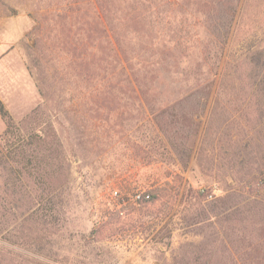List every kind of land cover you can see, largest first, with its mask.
I'll return each instance as SVG.
<instances>
[{
	"label": "rangeland",
	"instance_id": "1",
	"mask_svg": "<svg viewBox=\"0 0 264 264\" xmlns=\"http://www.w3.org/2000/svg\"><path fill=\"white\" fill-rule=\"evenodd\" d=\"M108 4L0 0V264H264V0Z\"/></svg>",
	"mask_w": 264,
	"mask_h": 264
},
{
	"label": "trees",
	"instance_id": "2",
	"mask_svg": "<svg viewBox=\"0 0 264 264\" xmlns=\"http://www.w3.org/2000/svg\"><path fill=\"white\" fill-rule=\"evenodd\" d=\"M96 1H97V6L99 8V25L101 27L100 32L104 35V38L107 39L108 44H110L112 49H114V51L116 52V49H115L116 44L120 45V42H121L120 37L118 35L119 33L121 34V31H120V29H118V24L117 23L114 24V22H112V20L110 18L111 9H110L109 4H108L109 0H96ZM136 28H138V27H136ZM186 49H187V47H186ZM143 65H145V64L140 65V68H143L144 67ZM150 69L151 68L149 67V70ZM133 77H134L133 85H135L137 87H142L143 85H145L147 83L148 76H147V72H145V71L143 72V74L141 76L134 75ZM0 117L3 119V121L5 123V129L2 133L1 138L3 137L4 140H7L8 138H11L12 136H17L18 138L20 136L21 137L24 136L22 129L13 120L11 114L9 113V111L7 110L5 104L3 103V101L1 99H0ZM37 127L38 126L34 125L32 130L29 131L28 137L30 138V140H32V138H33L34 139L33 142L36 141L37 139L39 140V144H38L39 146H37L38 148H40L42 146L44 147L41 151H39V155H40L41 161H45L48 158L47 152H44L45 149L47 150V148L45 146L46 145H48V146L52 145L53 141H49L46 136H43L39 132H37V130H36ZM30 132H31V134H30ZM22 139H24V138H22ZM24 145L25 144H22V145H20V147L15 148V149L21 150V152H23L22 154H25L26 150L29 148H26ZM31 145H32V143L29 142L27 146L31 147ZM22 146H24V147H22ZM154 199H156V196L151 195V196H149L148 199L140 200L139 202L140 203L152 202V201H154ZM260 254L261 255L264 254L263 253V247L261 246V244L255 246V251H248L247 252V258L250 260H253L256 257L260 256ZM261 262H262V260L258 264H260Z\"/></svg>",
	"mask_w": 264,
	"mask_h": 264
},
{
	"label": "built area",
	"instance_id": "3",
	"mask_svg": "<svg viewBox=\"0 0 264 264\" xmlns=\"http://www.w3.org/2000/svg\"><path fill=\"white\" fill-rule=\"evenodd\" d=\"M148 198H149V194H145V193H137L134 196L135 201H140V200H144V199H148Z\"/></svg>",
	"mask_w": 264,
	"mask_h": 264
}]
</instances>
